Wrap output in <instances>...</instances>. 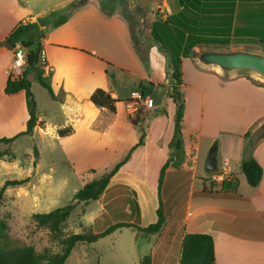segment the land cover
Listing matches in <instances>:
<instances>
[{"label":"crops","instance_id":"0c3cea01","mask_svg":"<svg viewBox=\"0 0 264 264\" xmlns=\"http://www.w3.org/2000/svg\"><path fill=\"white\" fill-rule=\"evenodd\" d=\"M73 1L0 0V139L24 132L29 119L25 92L5 93L7 82L12 78L10 70L14 59L13 49L5 44L6 40L20 23L36 22L39 17L61 10ZM147 7L152 44L144 53L134 46L124 17L118 12L113 15L102 12L99 0H87L64 25L47 33L42 51L52 69L49 77L55 99L50 97V110H44L43 115L37 102L38 125L33 137L20 136L10 146L25 137H38L40 142L56 144L69 159L67 165L73 164V172L78 176L81 172L76 165L95 171V165L108 161H115L116 165L122 161L139 142L134 123L144 121L145 145L136 149L128 163L111 179L97 201L101 208L91 227L98 217L122 220L107 228L117 223L147 227L148 224H142L143 220L140 223L132 220V212L125 208V192L112 190L122 181L139 184L140 180L132 172L124 173L126 178L118 176L136 160L139 164L140 160L144 161V152H148L151 144L164 153L162 166L169 158L176 107L167 93L170 86L167 57L161 52V45L164 31L177 38L183 36L179 48L183 71L181 91L185 97L183 162L167 169L162 184L163 190L169 188L162 202L165 226L158 234L148 236L131 227L137 234L129 248L140 264L145 257L150 258V264H179L184 236L209 234L214 240L216 264H264V140L251 153L263 170L256 188L249 186L240 168L246 157V133L264 123V83L251 75L225 76L215 69L202 67L194 58L197 48L209 45L196 44L195 39H226L229 44L240 47L264 43V0H149ZM172 16H177L188 29L171 19L168 26L158 27L153 33L155 23H163ZM172 45L178 47L174 42ZM143 61H147V66ZM97 89L107 91L118 100L115 114L97 108L90 101ZM147 98L154 100L153 108L140 113L138 107L145 106ZM67 127L72 128V133L60 137L58 131ZM232 135H240V138L235 141ZM203 141L208 158L215 155L218 166L223 159L228 161L230 180L236 181V189L224 190L222 183L208 184L205 174H199L196 165ZM41 147L39 144L37 175H42ZM12 160L16 162L15 158ZM6 163L8 168L13 167L9 161ZM198 177L201 183H197ZM181 183L187 185L189 192L185 204L176 196V188L184 185ZM65 184L66 180L60 181L61 187ZM135 195L138 213L139 209L143 213L147 196L141 184ZM124 212H128V216ZM127 229L116 230L100 240ZM99 264L115 263L109 259Z\"/></svg>","mask_w":264,"mask_h":264},{"label":"rangeland","instance_id":"374dc122","mask_svg":"<svg viewBox=\"0 0 264 264\" xmlns=\"http://www.w3.org/2000/svg\"><path fill=\"white\" fill-rule=\"evenodd\" d=\"M84 1L85 3L87 2V0ZM147 1L149 0H136L137 9L142 19L141 22L136 21L126 7L118 9V13L124 17L130 26L134 46L142 53L152 44L151 35L148 32L150 18H148ZM207 47L233 48L240 46L232 44L227 46L212 44L207 45ZM245 47L258 49L264 52V43L256 45L249 43L245 45ZM236 75H251L258 81L264 83V80L247 72H241ZM29 78L32 83V92L36 102L39 104L40 113L43 115L44 110H50L49 104L51 103V98L47 90L37 81L35 72H30ZM138 108L139 112L142 113L146 109V106L140 104ZM160 111H162V109H160ZM141 122L144 124V121ZM261 126L257 130L254 128L251 129L250 132L256 134L259 132ZM168 129L171 130L170 123ZM155 130L156 128L151 133L152 138L154 137ZM28 136L33 137V134ZM232 137L235 141H238L240 135H232ZM39 144L42 145L40 169L42 175L40 173L37 175V163L39 161V152L37 150ZM206 148V144L203 141L200 160L199 162L197 161L196 166L199 174L204 173L208 181L210 177H207L208 174L205 171V164L209 153ZM35 151H37L38 155H35ZM3 152L7 154L14 153L16 162L7 156L0 158V190L7 180L29 178V182L22 186L8 187L3 192L0 200V219L4 221L7 226L2 243L7 248L31 246L39 254L55 255L61 253L63 249L62 240L69 235L86 232L89 230L88 228H92V232L94 233L102 232L113 223L122 221L118 220L117 217H98L94 227H91L94 216H98L99 209L101 208L100 203L97 201L89 204L81 203L70 216L68 222L62 229V233L57 238H54L49 229L37 227L33 215L37 213H48L68 205L73 200L78 190L85 184L106 174L115 166V161H108L106 164L95 165L93 167L95 171H89L88 166L76 165L77 169L81 172L80 175L77 176L73 172V164L71 166L67 165L69 159L66 155L62 154L63 152L58 145L50 142H40L38 137L22 138L12 148L10 145L2 143L0 144V153ZM144 154H146L144 161L140 160L139 164L136 160L131 166L123 168V174L118 176L120 178H126L124 173L132 172L134 173V177L140 180L139 184L132 181H122L114 186V190L112 191H124L126 196L125 202H127L125 208H129L132 212V220L138 223L143 220L142 224L149 225L151 222L155 223L157 221L156 210L159 207V199L161 203L165 200L169 188L167 187L163 190L162 187L160 192L158 190V177L164 153L155 150L153 144H151L148 152H144ZM170 154L173 157L172 162H174V164L178 163V159H180L181 155L174 153L172 150L169 151V155ZM7 161H9L11 163L10 165L13 167L8 168L9 164L6 163ZM170 166L174 167L173 163H171ZM169 178L171 179L172 175H170ZM61 180H66V184L62 185V187L60 186ZM201 181V178L198 177L197 183H201ZM115 184H117V181ZM140 184L144 188L147 196L145 204H143V213L140 209L138 213V203L135 195L136 188H138ZM181 184L183 185L184 183ZM176 189L178 200H181V202L185 204L188 201L189 193L187 185L184 184L181 188ZM113 212H115V210ZM162 212L166 218L163 204ZM127 213L124 212L126 215ZM122 219L131 220L130 217H122ZM134 228L123 230L114 236L102 239L94 244H77L65 264H99L105 263L109 261V259L115 264H140L137 262L135 254L129 248V244L135 241V236L137 234V230ZM142 244H144V242ZM145 251L147 252L148 250L146 249Z\"/></svg>","mask_w":264,"mask_h":264},{"label":"trees","instance_id":"16d2710c","mask_svg":"<svg viewBox=\"0 0 264 264\" xmlns=\"http://www.w3.org/2000/svg\"><path fill=\"white\" fill-rule=\"evenodd\" d=\"M84 4V0H75L61 10H54L39 17L36 22L20 23L6 40L5 44L11 49H14L17 44H20L27 51L26 67L24 68L21 77L14 79L10 78L7 82L5 93L7 95H14L21 91L25 92L29 119L24 132L12 138L0 139V144L4 143L6 145H11L15 139L20 136L32 135L38 125L37 102L32 92L31 81L28 78L30 72H35L39 84L47 90L51 98L55 99L50 83V77L49 75H45V70L41 65L43 42L50 30L57 29L64 25L69 20L70 16ZM171 19L178 21L181 26L188 29V26L180 22L177 16H172L163 23H155L153 33L158 27L163 28L168 26ZM163 35L165 39L162 40L161 52L167 57L166 74L168 75L170 82L167 93L168 97L172 99L176 107L174 116V135L170 143V150L181 155L180 159H178L179 164H181L185 154L182 135L185 97L181 91V86L183 84V71L182 56L179 50L183 42V36L178 35V38L180 37V39H178L169 31H164ZM170 36L172 38H170ZM179 41H181L180 45L178 44ZM173 42L174 45H177L178 47L175 48L172 45ZM195 43L224 46L229 45V41L226 39H195ZM143 62L144 65L147 66V61ZM90 101L99 109H107L111 114L116 113V104L118 103V100L113 98L110 93L103 89H97L94 91L90 97ZM134 125H136L137 132L139 133V142L130 149L127 156L102 177L85 184L75 193L73 200L68 205L48 213L34 214L33 219L36 222L37 227L49 229L51 235L54 238H57L62 233V229L79 204L96 202L102 197L108 188L111 179L125 164L128 163L135 150L145 145V126L142 123H134ZM71 133V127L63 128L58 131L60 137H66ZM245 140L244 153L246 154V157L242 160L240 168L249 186L256 188L262 180L263 170L251 153L257 144L264 140V124L256 134L251 133L250 131L246 133ZM35 155H38L37 151H35ZM5 156L12 159L15 158L14 153H0V158ZM172 158L173 157L170 154L168 160L160 169L158 177L159 192L164 182L166 171L172 163ZM173 165L178 166L176 163H173ZM27 182H29V178L5 181L0 190V200L3 192L8 187L22 186ZM222 187L224 190L236 189L237 183L236 181L231 180L224 181ZM204 190H207V187H205ZM156 213L157 221L144 228L131 223H117L107 228L102 233H94L89 229L86 232L69 235L62 240L63 249L61 253L55 255L39 254L31 246L7 248L2 243L6 234L7 226L6 223L0 219V264H65L77 244L95 243L101 238H104L122 228L135 227L139 232L147 236L158 234L166 223V218L162 212L161 201L159 202V207L156 210ZM180 250L181 255L179 264H216L214 240L209 234L190 233L185 235L181 240ZM143 264H150V258L145 257L143 259Z\"/></svg>","mask_w":264,"mask_h":264},{"label":"water","instance_id":"95a60500","mask_svg":"<svg viewBox=\"0 0 264 264\" xmlns=\"http://www.w3.org/2000/svg\"><path fill=\"white\" fill-rule=\"evenodd\" d=\"M99 6L102 12L109 15L116 14L119 8L126 7L136 21H142L136 0H99ZM194 58L202 67L215 69L225 76L247 72L264 80V52L258 49L202 46L197 48ZM217 164L216 156L211 155L206 162V171L215 172L218 168Z\"/></svg>","mask_w":264,"mask_h":264},{"label":"built area","instance_id":"2783aa9c","mask_svg":"<svg viewBox=\"0 0 264 264\" xmlns=\"http://www.w3.org/2000/svg\"><path fill=\"white\" fill-rule=\"evenodd\" d=\"M14 59L12 63V68L10 70V76L14 78H19L26 67V55L27 51L20 44H17L13 49ZM41 65L45 70V75H49L52 69L48 66L44 52L41 53ZM154 100L152 98H147L145 100V106L148 109L153 108ZM229 163L227 160L223 159L221 165L218 166L215 172L210 174L208 184L223 183L228 181L231 177V171L229 170Z\"/></svg>","mask_w":264,"mask_h":264}]
</instances>
